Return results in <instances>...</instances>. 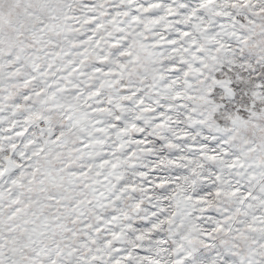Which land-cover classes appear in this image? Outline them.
Returning <instances> with one entry per match:
<instances>
[{
    "label": "snow or ice",
    "instance_id": "snow-or-ice-1",
    "mask_svg": "<svg viewBox=\"0 0 264 264\" xmlns=\"http://www.w3.org/2000/svg\"><path fill=\"white\" fill-rule=\"evenodd\" d=\"M0 264H264V0H0Z\"/></svg>",
    "mask_w": 264,
    "mask_h": 264
}]
</instances>
